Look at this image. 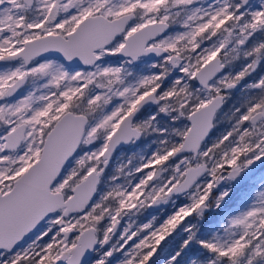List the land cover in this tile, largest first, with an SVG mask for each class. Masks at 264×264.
Listing matches in <instances>:
<instances>
[{"label":"snow or ice","instance_id":"snow-or-ice-1","mask_svg":"<svg viewBox=\"0 0 264 264\" xmlns=\"http://www.w3.org/2000/svg\"><path fill=\"white\" fill-rule=\"evenodd\" d=\"M181 227L164 264H264V0H0V264H157Z\"/></svg>","mask_w":264,"mask_h":264},{"label":"rangeland","instance_id":"rangeland-1","mask_svg":"<svg viewBox=\"0 0 264 264\" xmlns=\"http://www.w3.org/2000/svg\"><path fill=\"white\" fill-rule=\"evenodd\" d=\"M135 151H136V148H134V147H127V148H125L124 150L119 151V152L117 153V157H119V154H120L121 152H123V153H125V154H129V153H132V152H135ZM116 162H118V161H117V158H114V165H113V166H115V163H116ZM222 187H224V186L222 185ZM239 192H242V189H241L240 187H237L236 190H235V192L233 193V196H232L231 199L228 201V203L224 206V209H222L221 211H219V212H217V211H210V212L206 213V214H205V219H204L202 222H200L201 225H203V224L206 223V222H213V221H215V220L218 221V220L222 217L223 213L225 212V207H226L228 204H231V205L233 206L234 203H236V201H237L235 207H236L238 204H240V206L242 207L243 205H242V203H241V196H239V195H241V194H239ZM233 200H234V201H233ZM232 203H233V204H232ZM232 209H233V208H232ZM223 211H224V212H223ZM155 214H160V210H158V209H157V210H148V212L145 214V219H150L151 216H152V215H155ZM164 215H166V213H164ZM189 222H191V223H197V221H196L194 218H190ZM185 238H186V234L183 232V227H181L180 229H178L177 233H175V234L173 235V237L169 238V243H170V242H173V241H176V240H179V239H183V240H184ZM193 261H194V259L191 260L189 264H193Z\"/></svg>","mask_w":264,"mask_h":264},{"label":"trees","instance_id":"trees-1","mask_svg":"<svg viewBox=\"0 0 264 264\" xmlns=\"http://www.w3.org/2000/svg\"><path fill=\"white\" fill-rule=\"evenodd\" d=\"M239 196H242V192H239ZM234 201V200H233ZM237 203V201H236ZM236 203H234V205L232 206L231 204H228L225 207V212L228 211L229 209H232L235 207ZM233 204V203H232ZM224 212V211H223ZM217 224V220L213 221V222H206L202 225V230L200 232V236L201 237H207L211 234V232L209 231L210 227L214 226ZM183 239H179L173 242L169 243V246L165 248L164 253H163V258H162V262L169 256L175 253L176 250L179 249L180 245L182 244ZM204 255H206L205 253H203V251L201 249H199L195 244L190 246L189 249H186L182 255V257L180 258L178 264H189L191 260H199L201 259Z\"/></svg>","mask_w":264,"mask_h":264},{"label":"flooded vegetation","instance_id":"flooded-vegetation-1","mask_svg":"<svg viewBox=\"0 0 264 264\" xmlns=\"http://www.w3.org/2000/svg\"><path fill=\"white\" fill-rule=\"evenodd\" d=\"M125 148H127V147H124V148L119 149L118 152L124 150ZM254 176H255V175H254ZM168 246H169V241L165 242V244L162 245V249H161V252H160V254H159V258H158V260H157V264H164V261L162 262L161 260H162V258H163L164 250H165V248L168 247Z\"/></svg>","mask_w":264,"mask_h":264},{"label":"water","instance_id":"water-1","mask_svg":"<svg viewBox=\"0 0 264 264\" xmlns=\"http://www.w3.org/2000/svg\"><path fill=\"white\" fill-rule=\"evenodd\" d=\"M122 148H124V147H122ZM257 173H256V171H253V172H251V173H249V176H254V175H256ZM247 179V178H246ZM222 187V186H221Z\"/></svg>","mask_w":264,"mask_h":264}]
</instances>
